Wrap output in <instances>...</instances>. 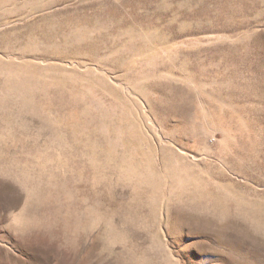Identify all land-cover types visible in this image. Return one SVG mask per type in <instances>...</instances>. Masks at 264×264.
I'll return each instance as SVG.
<instances>
[{"label":"rangeland","instance_id":"374dc122","mask_svg":"<svg viewBox=\"0 0 264 264\" xmlns=\"http://www.w3.org/2000/svg\"><path fill=\"white\" fill-rule=\"evenodd\" d=\"M0 264H264V0H0Z\"/></svg>","mask_w":264,"mask_h":264}]
</instances>
